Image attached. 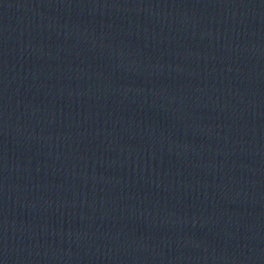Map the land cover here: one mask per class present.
Wrapping results in <instances>:
<instances>
[{
  "label": "water",
  "instance_id": "obj_1",
  "mask_svg": "<svg viewBox=\"0 0 264 264\" xmlns=\"http://www.w3.org/2000/svg\"><path fill=\"white\" fill-rule=\"evenodd\" d=\"M7 264H264V0H0Z\"/></svg>",
  "mask_w": 264,
  "mask_h": 264
}]
</instances>
